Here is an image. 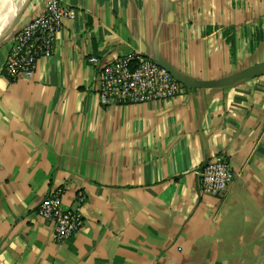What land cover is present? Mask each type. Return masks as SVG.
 Returning <instances> with one entry per match:
<instances>
[{"label": "crops", "instance_id": "1", "mask_svg": "<svg viewBox=\"0 0 264 264\" xmlns=\"http://www.w3.org/2000/svg\"><path fill=\"white\" fill-rule=\"evenodd\" d=\"M48 0H0V264H264V0H60L74 10L31 78L4 64ZM139 53L194 84L101 103L95 66ZM226 154L234 179L204 194ZM61 188L84 225L56 242L37 214Z\"/></svg>", "mask_w": 264, "mask_h": 264}, {"label": "built area", "instance_id": "2", "mask_svg": "<svg viewBox=\"0 0 264 264\" xmlns=\"http://www.w3.org/2000/svg\"><path fill=\"white\" fill-rule=\"evenodd\" d=\"M74 10L60 0H48L44 10L22 27L13 38L4 64V72L12 81L31 78L41 58L54 51L57 33ZM95 66L97 93L102 104H136L168 99L186 92L185 85L153 58L130 53L112 60L91 55ZM199 188L204 194H224L234 179V171L226 154L212 156L206 166L197 170ZM64 190L53 189L43 198L37 214L54 227V240L63 242L74 236L84 225L82 212L86 200L79 192L74 206L63 204Z\"/></svg>", "mask_w": 264, "mask_h": 264}, {"label": "water", "instance_id": "3", "mask_svg": "<svg viewBox=\"0 0 264 264\" xmlns=\"http://www.w3.org/2000/svg\"><path fill=\"white\" fill-rule=\"evenodd\" d=\"M158 64L162 65L163 67H165L166 69H168L175 78H177L179 81H181L183 84H185L186 86L188 87H195L194 84L188 80H186L185 78H183L181 75H179L175 70H173L172 68H170L169 66H167L166 64L158 61V60H155ZM207 164V161H205L203 163V165L200 167V168H203L204 166H206Z\"/></svg>", "mask_w": 264, "mask_h": 264}]
</instances>
